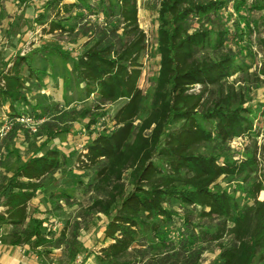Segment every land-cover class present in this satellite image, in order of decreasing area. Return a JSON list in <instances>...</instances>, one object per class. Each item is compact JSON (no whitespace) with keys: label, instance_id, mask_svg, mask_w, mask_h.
I'll return each instance as SVG.
<instances>
[{"label":"trees","instance_id":"1","mask_svg":"<svg viewBox=\"0 0 264 264\" xmlns=\"http://www.w3.org/2000/svg\"><path fill=\"white\" fill-rule=\"evenodd\" d=\"M137 1L117 0L103 6L102 14L113 16L117 25L96 30V40L78 56L58 51L63 59L72 60L73 80L86 97H92L95 110L124 101L112 115V128L91 137L78 164L79 170L91 172L88 189L98 194L86 210L107 219L106 244L95 254V262L155 264L158 258H147V248L154 257L163 254L175 263L200 264V251L181 254L187 246L200 243L217 249L210 264H264V198L258 199L263 186L253 176L257 151L220 161L219 153L208 150L211 143L226 150L231 139L256 133V114L244 91L225 85L237 73L264 78V54L253 65V59L244 58L247 48L238 47L236 52L227 48L225 42L241 43L245 35L237 25L230 35L221 23L228 0H159L158 70L153 89L146 94L139 87L146 42L138 25ZM242 4L239 1L234 9L240 12ZM62 5L64 17L51 22L52 31L65 32L67 21L84 18L81 13L72 15L74 10H90L86 0ZM248 9H264V0L254 1ZM238 18L245 21L241 13ZM33 76L39 77L27 57L15 56L0 74V104L7 103L13 112L16 103L26 102L24 83ZM197 85L200 89L194 92ZM85 113L89 111L84 110L82 118ZM93 123L92 117L86 127ZM172 123L176 127L168 130ZM66 131L61 127L54 133ZM59 155V150L47 149L18 160L16 170L0 182V225L11 226L3 242L27 244L37 255L60 247L42 228V220L28 210V203L44 190L43 179L60 167ZM226 177L247 184L244 203L217 186ZM68 197L61 191L56 195ZM175 231L177 238L166 237ZM69 247V259H75L80 250L74 240Z\"/></svg>","mask_w":264,"mask_h":264},{"label":"rangeland","instance_id":"2","mask_svg":"<svg viewBox=\"0 0 264 264\" xmlns=\"http://www.w3.org/2000/svg\"><path fill=\"white\" fill-rule=\"evenodd\" d=\"M0 0V74L5 72L15 56L25 55L37 75L27 77L25 80L26 102L16 103L15 111H11L7 103L0 104V121L8 118L11 127L5 138L0 140V182L7 175L12 174L19 161L47 149H57L60 152V167L44 179V190L28 203L30 213L37 215L42 220V228L60 242L58 249L41 251L38 253L40 260L49 264H96L95 254L106 244L103 233L106 217L101 213H89L86 207L91 199L98 194L88 189L92 174L90 171L79 170L78 164L85 145L91 137L112 128V115L124 103L118 101L105 105L100 110L93 108L92 97H86L81 87L73 80L70 73V59H63L58 51L68 53L72 57L78 56L86 50L95 40L94 32L100 28H110L117 25L113 16H106L100 11L103 6L115 4L117 0H86L90 10L81 7L74 10L73 14L83 15V19H70L66 22L67 31L51 30L50 24L54 20L64 17L62 4L76 2V0ZM242 1L240 12L234 9L235 4ZM256 0H228L223 12L221 23L225 25L229 34H234L236 25L245 30L241 43H226L227 48L236 52L238 47L247 48L245 60L253 59L259 63L264 54V9L250 11L248 7ZM159 0H138V25L145 33L146 51L144 65L139 81V87L146 94L153 89V79L158 70V56L155 53L157 8ZM234 5V6H233ZM245 16L239 20L238 14ZM230 16V18L228 17ZM227 17V18H226ZM87 21V23H85ZM86 24V25H84ZM69 27H73L69 30ZM90 28L85 31V28ZM236 34V38L238 37ZM202 53L212 52L204 50ZM256 67V68H255ZM253 66L249 72L257 66ZM26 73L25 68L23 69ZM237 73L228 79L227 84L236 90L245 93L248 106L255 112V134L251 138L240 136L228 142L227 149L217 148L215 143L208 146V150L219 153L220 161L225 157L241 159L252 149L257 151L258 168L253 176L261 180L263 189L258 194V199L264 198V78ZM200 86L193 91H199ZM150 96L146 103L149 104ZM84 110L85 117L82 118ZM14 114V115H12ZM95 123L88 124L91 118ZM32 119L31 127L26 121ZM67 129L63 133H54L57 128ZM176 127L170 124L168 130ZM53 133L49 140V134ZM9 135V136H8ZM19 160V161H18ZM217 186L226 188L229 193H234L242 204L245 202L247 184L241 178H220ZM65 192L68 198H56L58 192ZM103 196V195H99ZM1 207V206H0ZM177 212L183 210L174 205ZM1 210V209H0ZM175 221H179L177 217ZM11 231V226L0 225L3 240ZM45 231V232H46ZM166 237L177 238V232H169ZM74 240L80 250L75 259H69V243ZM28 246L27 244H25ZM196 245V246H195ZM29 247V246H28ZM48 250V249H47ZM200 251V264H210L217 256V249L213 244H191L183 252ZM156 252V251H155ZM147 258L156 259L155 264H181L174 259L167 260L162 255H152L154 251L145 249ZM78 261H76L77 259ZM165 261V262H164ZM151 262V263H153Z\"/></svg>","mask_w":264,"mask_h":264},{"label":"crops","instance_id":"3","mask_svg":"<svg viewBox=\"0 0 264 264\" xmlns=\"http://www.w3.org/2000/svg\"><path fill=\"white\" fill-rule=\"evenodd\" d=\"M26 245H11L2 241L0 233V264H49Z\"/></svg>","mask_w":264,"mask_h":264},{"label":"built area","instance_id":"4","mask_svg":"<svg viewBox=\"0 0 264 264\" xmlns=\"http://www.w3.org/2000/svg\"><path fill=\"white\" fill-rule=\"evenodd\" d=\"M26 121L30 124L31 127H33L35 125L33 122L34 120L32 121V119H30V118H27ZM10 127H11V121H8V118H3V120L0 121V140L5 138V136L10 131ZM82 152L84 153L85 151L83 150ZM0 209L2 210L3 207H0ZM76 261H78V259Z\"/></svg>","mask_w":264,"mask_h":264}]
</instances>
